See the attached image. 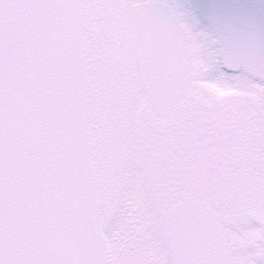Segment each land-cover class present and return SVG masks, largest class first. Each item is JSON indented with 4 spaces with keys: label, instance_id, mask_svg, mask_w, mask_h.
I'll return each mask as SVG.
<instances>
[{
    "label": "snow or ice",
    "instance_id": "1",
    "mask_svg": "<svg viewBox=\"0 0 264 264\" xmlns=\"http://www.w3.org/2000/svg\"><path fill=\"white\" fill-rule=\"evenodd\" d=\"M0 264H264V0H0Z\"/></svg>",
    "mask_w": 264,
    "mask_h": 264
},
{
    "label": "flooded vegetation",
    "instance_id": "2",
    "mask_svg": "<svg viewBox=\"0 0 264 264\" xmlns=\"http://www.w3.org/2000/svg\"><path fill=\"white\" fill-rule=\"evenodd\" d=\"M227 94H229V93H225V95H227Z\"/></svg>",
    "mask_w": 264,
    "mask_h": 264
}]
</instances>
